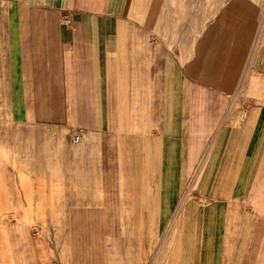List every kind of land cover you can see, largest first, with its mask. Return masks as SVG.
Returning a JSON list of instances; mask_svg holds the SVG:
<instances>
[{
    "label": "crops",
    "instance_id": "obj_1",
    "mask_svg": "<svg viewBox=\"0 0 264 264\" xmlns=\"http://www.w3.org/2000/svg\"><path fill=\"white\" fill-rule=\"evenodd\" d=\"M153 1L0 0V264H264V16Z\"/></svg>",
    "mask_w": 264,
    "mask_h": 264
},
{
    "label": "rangeland",
    "instance_id": "obj_2",
    "mask_svg": "<svg viewBox=\"0 0 264 264\" xmlns=\"http://www.w3.org/2000/svg\"><path fill=\"white\" fill-rule=\"evenodd\" d=\"M241 1L242 2L244 1L250 5L249 7L247 4H245V9L244 8L242 9L243 13H245L244 11L247 10L246 12L251 18L252 16L253 17L254 16L255 17L264 16V0H241ZM169 2L170 1H168V4ZM183 2L181 4H187L186 2L184 3ZM149 3H148V6H149ZM154 3H157V1L154 0L153 4L150 3V5H152L153 7ZM172 3L175 4L174 1ZM176 4L178 5L180 4V2H176ZM241 16H242V13H241ZM153 17L154 16H152V19ZM253 21L254 20H252V22ZM251 28H252V25L251 27L248 28V33L251 31ZM57 212L58 211H42V210L36 211L35 213H38V218H36V215L34 218H32L31 211L26 210L24 211V219H23L24 223L19 228L20 230H22V232L27 234L28 237H30L35 231H38V234L44 237H46L47 234H51V235H55L56 239H61V235L63 233V227L61 225H55V220L53 218L52 219L46 218L47 213H50L51 215H53L54 213H57ZM47 222H50V225H47L46 224ZM71 229H72V233L78 234V226H73L71 227ZM89 229H92V227H88V231ZM106 229L109 231L110 226H107ZM104 231H105V228H104ZM58 244H61V241L56 240L55 245H58ZM56 248L58 247L56 246Z\"/></svg>",
    "mask_w": 264,
    "mask_h": 264
},
{
    "label": "bare ground",
    "instance_id": "obj_3",
    "mask_svg": "<svg viewBox=\"0 0 264 264\" xmlns=\"http://www.w3.org/2000/svg\"><path fill=\"white\" fill-rule=\"evenodd\" d=\"M161 2H162V1H161ZM183 3H184V2H183ZM189 3H190V2H189ZM189 3H187V4H189ZM172 4H174V3H172ZM180 4H181V3H180ZM170 5H171V3H170ZM175 5H177L176 2H175ZM182 5H183V4H182ZM247 5L250 7L249 4H247ZM180 6H181V5H180ZM183 6H184V5H183ZM189 6H190V5H189ZM159 7L162 8L161 5H159ZM191 7H192V4H191ZM173 8H174V7H173ZM181 8H183V7H181ZM159 9H160V8H159ZM159 9H158V10H159ZM179 9H180V7H179ZM189 9H192V8H189ZM173 10H174V9H173ZM175 10H176V8H175ZM187 10H188V9H187ZM165 11H166V10H165ZM165 11H164V9H163V13H164ZM246 11H247V10H245L244 12H245V16L248 17V18H247V22H248V25H247V26H248V28H249V27H251V25L253 24V22L250 21V20H251V17L247 14ZM168 12H169V11H168ZM180 12H181V11H180ZM156 13H157V12H156ZM169 13H170V12H169ZM177 13H178V12H177ZM202 14H203V13H202ZM204 14H206V13H204ZM204 14H203V15H204ZM254 14H255V13H254ZM155 15H156V14H155ZM163 16H164V15H163ZM242 16H244V15L242 14ZM245 16H244V17H245ZM165 17H166V16H165ZM179 17H180V16H179ZM176 18H177V17H176ZM252 18H253V16H252ZM166 21H167V20H166ZM192 21H193V20H192ZM154 22H155V17H153V19H152V24H154ZM194 23H195V22H194ZM167 24H168V23H167ZM175 26H176V25H175ZM177 26H178V25H177ZM181 27H182V26H181ZM245 28H246V27H245ZM169 29H170V28H169ZM169 29H168V30H169ZM171 29H172V28H171ZM172 31H173V30H172Z\"/></svg>",
    "mask_w": 264,
    "mask_h": 264
},
{
    "label": "built area",
    "instance_id": "obj_4",
    "mask_svg": "<svg viewBox=\"0 0 264 264\" xmlns=\"http://www.w3.org/2000/svg\"><path fill=\"white\" fill-rule=\"evenodd\" d=\"M62 24H65V25H66V24H69V20H67V19H63V20H62Z\"/></svg>",
    "mask_w": 264,
    "mask_h": 264
}]
</instances>
